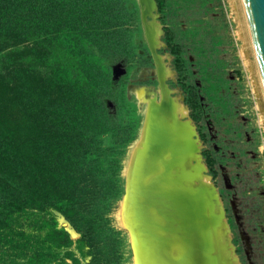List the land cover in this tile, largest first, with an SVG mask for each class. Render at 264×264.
<instances>
[{"label": "rangeland", "instance_id": "obj_1", "mask_svg": "<svg viewBox=\"0 0 264 264\" xmlns=\"http://www.w3.org/2000/svg\"><path fill=\"white\" fill-rule=\"evenodd\" d=\"M113 1L92 3L115 13L118 5ZM124 1L121 19L126 23L118 33L85 38L108 59L113 75L122 76L129 104L124 101L120 107L133 127V137L118 155L113 190L117 193L104 216L113 231L105 229L94 245L79 247L81 231L60 211L15 213L11 226L0 229V264H133L128 234L115 215L126 190L123 168L143 124V105L133 89L145 85L157 90L160 81L139 4ZM155 1V20L161 29L156 49L170 69L165 83L184 103L185 118L194 124L206 173L222 202L231 246L240 264H264V109L250 66L253 53L244 45L239 0ZM51 46L49 61L40 59L42 51L27 50L23 44L0 49V70L7 74L22 62L45 73L64 59L62 45ZM70 47L76 51L78 44L73 41ZM50 225L66 230L72 243L55 247L45 239Z\"/></svg>", "mask_w": 264, "mask_h": 264}, {"label": "trees", "instance_id": "obj_2", "mask_svg": "<svg viewBox=\"0 0 264 264\" xmlns=\"http://www.w3.org/2000/svg\"><path fill=\"white\" fill-rule=\"evenodd\" d=\"M113 2L115 13L92 0H0V49L27 45L47 61L53 43L64 49V59L45 73L22 62L0 70V229L15 213L52 208L81 231L79 247L113 231L104 216L133 127L121 110L129 104L122 76L85 40L121 30L125 1ZM73 41L80 51H71ZM45 239L55 247L72 243L54 225Z\"/></svg>", "mask_w": 264, "mask_h": 264}, {"label": "bare ground", "instance_id": "obj_3", "mask_svg": "<svg viewBox=\"0 0 264 264\" xmlns=\"http://www.w3.org/2000/svg\"><path fill=\"white\" fill-rule=\"evenodd\" d=\"M140 3L150 16L145 19L147 38L156 47L161 32L156 4ZM239 5L244 45L253 53L250 66L264 109V84L243 0ZM155 58L159 88L133 89L143 105V124L123 168L126 190L115 214L128 234L133 264H240L220 196L201 158L194 124L185 118L184 103L165 83L169 67L158 53Z\"/></svg>", "mask_w": 264, "mask_h": 264}, {"label": "water", "instance_id": "obj_4", "mask_svg": "<svg viewBox=\"0 0 264 264\" xmlns=\"http://www.w3.org/2000/svg\"><path fill=\"white\" fill-rule=\"evenodd\" d=\"M144 25V35L151 49V52L156 57L157 49L153 47L147 38V28L145 12L141 9L140 0H137ZM155 4L156 1L154 0ZM244 8L247 15L248 25L251 32V37L258 60L260 73L264 84V0H243ZM157 6V4H156ZM156 61V58H155ZM206 167V166H205ZM219 194V193H218ZM223 208V206H222ZM224 211V209H223ZM228 224V223H227ZM238 258V257H237Z\"/></svg>", "mask_w": 264, "mask_h": 264}]
</instances>
